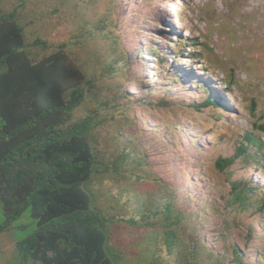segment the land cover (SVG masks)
<instances>
[{"label": "rangeland", "instance_id": "1", "mask_svg": "<svg viewBox=\"0 0 264 264\" xmlns=\"http://www.w3.org/2000/svg\"><path fill=\"white\" fill-rule=\"evenodd\" d=\"M3 2L24 8L31 15L40 14L36 25L39 32L55 41H66L76 57L86 58L96 86L103 89L101 93L121 91L101 111L109 116L107 123L115 127L105 126L100 121L105 119L100 117L99 124L109 130L98 133L100 145L107 147L106 157L117 154L113 132L132 142L133 149L123 165L128 170L117 172L113 168L95 175L89 184L97 207L107 215L121 214L122 218L111 225L113 245L123 253L119 264H152L153 259L177 257L156 251L149 240V223L153 222L159 233L166 230L161 210L171 200L183 211L193 204L192 220H183L179 235L191 247L193 262L202 256L194 248L202 240L222 252L224 243L219 234L226 211L215 210L213 205L205 209L200 206L205 198L222 206L220 192L230 187L226 173L218 171L213 160L221 154H233L238 135L252 130L254 122L264 123V0ZM113 38L118 40L116 51L110 49ZM220 61L235 70L211 67ZM177 69L194 71L210 84L211 91L204 94L198 88H185L188 84L167 89L166 78ZM156 85L158 100L160 94L175 99L151 103L155 97L151 87ZM209 96L218 98L219 105L202 104ZM123 111L129 118L118 121L116 114ZM260 135L264 139V133ZM260 166L253 157L238 159L233 165L234 177L245 180L253 191L264 189ZM126 175L131 179L123 180ZM146 175L153 181L160 179V188L144 186L149 181ZM124 186L126 191L121 190ZM240 215L243 221L232 224L226 246L235 241L247 259L254 260L255 250L262 248L252 243L260 240L263 246L264 232L256 231L251 237L245 224L251 220L264 225V215L256 211ZM4 220L0 201V225ZM35 229L34 219L25 212L5 230V239L18 241ZM18 258L16 252L9 264H35Z\"/></svg>", "mask_w": 264, "mask_h": 264}, {"label": "trees", "instance_id": "2", "mask_svg": "<svg viewBox=\"0 0 264 264\" xmlns=\"http://www.w3.org/2000/svg\"><path fill=\"white\" fill-rule=\"evenodd\" d=\"M40 16L0 0V201L5 217L0 232L29 212L36 229L17 241V251L24 262L119 264L123 253L113 245L111 225L122 218L121 214L107 215L97 207L96 195L89 184L95 175L113 168L117 172L128 170L123 165L133 149L132 142L122 140L113 132L117 154H113L114 158L106 157L107 147L100 145L98 133L101 129L109 130L99 124L100 117L105 119L100 120L105 126L115 127L108 124L109 116L101 111L121 91L110 89L101 93L103 89L96 86L86 58L76 57L66 41H55L52 36L39 32L36 25ZM117 41L112 39V51L119 49ZM222 63L211 67L235 70L234 66ZM166 79L167 89L175 84H188L185 88H198L204 94L211 91L210 84L194 71L177 69ZM157 88L158 85L151 87L156 97L151 103L175 99L160 94L161 100H158ZM218 100L209 96L202 104L217 106ZM116 115L118 121L129 118L125 111ZM115 119V116L111 118ZM260 133H264V123L254 122L252 130L238 135L233 154H221L213 160L215 168L226 173L230 187L220 192L222 206L217 202L210 204L205 198L200 208L213 205L215 210L225 209L227 217L219 234L223 251H214L202 240L194 247L202 256L193 262L191 247L179 236L183 220H192L193 204L183 211L171 200L161 210L166 230L159 233L153 222L149 223L152 232L149 240L156 251L177 257L169 261L153 259L152 264H264V245L260 240L252 243L262 248V251L255 250L254 260H248L235 241L232 246H226L232 224L243 221L241 213L256 211L264 215V189L253 191L245 180L234 177L233 169L238 159L253 157L264 171V139ZM126 178L131 179L127 175L122 179ZM154 181L149 179L144 186L159 189L160 179ZM203 213L206 215V210ZM170 225L177 227L170 228ZM245 225L251 237L256 231L264 232L262 224L250 220Z\"/></svg>", "mask_w": 264, "mask_h": 264}, {"label": "crops", "instance_id": "3", "mask_svg": "<svg viewBox=\"0 0 264 264\" xmlns=\"http://www.w3.org/2000/svg\"><path fill=\"white\" fill-rule=\"evenodd\" d=\"M5 230L0 232V264H9V261L14 258L15 253L18 252L17 241L5 239ZM18 257V260L21 261L19 253Z\"/></svg>", "mask_w": 264, "mask_h": 264}]
</instances>
